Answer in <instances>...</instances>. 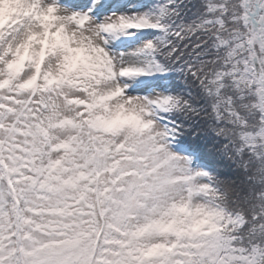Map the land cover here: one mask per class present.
Returning a JSON list of instances; mask_svg holds the SVG:
<instances>
[{
	"label": "snow or ice",
	"instance_id": "1",
	"mask_svg": "<svg viewBox=\"0 0 264 264\" xmlns=\"http://www.w3.org/2000/svg\"><path fill=\"white\" fill-rule=\"evenodd\" d=\"M0 264H264V0H0Z\"/></svg>",
	"mask_w": 264,
	"mask_h": 264
}]
</instances>
